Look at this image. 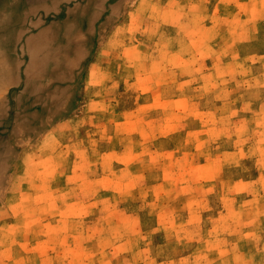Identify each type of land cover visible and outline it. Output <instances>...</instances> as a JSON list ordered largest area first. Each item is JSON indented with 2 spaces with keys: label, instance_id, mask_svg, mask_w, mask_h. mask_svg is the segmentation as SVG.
<instances>
[{
  "label": "rangeland",
  "instance_id": "obj_1",
  "mask_svg": "<svg viewBox=\"0 0 264 264\" xmlns=\"http://www.w3.org/2000/svg\"><path fill=\"white\" fill-rule=\"evenodd\" d=\"M96 4L69 75L3 89L0 264H264V0Z\"/></svg>",
  "mask_w": 264,
  "mask_h": 264
},
{
  "label": "bare ground",
  "instance_id": "obj_2",
  "mask_svg": "<svg viewBox=\"0 0 264 264\" xmlns=\"http://www.w3.org/2000/svg\"><path fill=\"white\" fill-rule=\"evenodd\" d=\"M29 1L30 2L28 4L30 6H28L25 12L22 13L18 18L22 22V27H19L17 33L15 28H11V25L6 23V20L9 19V15H2V22L0 23V111L2 109V106L5 105L4 103L6 101V99L4 98L3 89L13 87L15 90H17L18 87V89L21 88L24 94H27L29 97H36V83L39 82L42 78V74L40 71L47 70L46 72H43L44 75H52L58 80H60L59 78H62V76L64 75H69L72 69V65L71 63L68 64L65 61H68L75 47L77 49H80L86 42L78 38L79 30L83 27H93L97 23L96 17H98V13L100 14L102 12V7H99L96 4L97 1L100 0H81L83 3V7L79 11V14L74 17L76 25H73V23L71 24L69 20H72L71 17L75 15L73 14V11L77 8V5L73 3L75 0H57V4L66 6L62 9V15H65L64 17H66V19L60 22H54V26L52 25L54 28L52 29L51 26V30L50 28L40 30L41 27L39 25L42 22L34 21L31 24L30 19L33 20L34 18L42 15H44V18H46L47 15H49L47 13H52L54 10L55 11L53 13H56V9L51 6L52 1L55 0ZM66 1L69 3V5L64 4V2ZM94 4L96 5V7L94 6ZM41 18H43V16ZM45 21L43 22L46 23ZM29 23L31 25H28ZM56 29L59 30V33L55 31ZM29 34L31 35L27 36ZM38 43H40L41 45L42 43H44L43 45L47 43L48 44L47 46L41 48L42 46ZM75 43L77 44L74 45ZM15 45L17 46V48L13 49ZM48 45L50 46L48 47ZM41 52V59L45 62L39 60V55L41 54ZM14 54L19 56L20 54H23L26 58L28 56L29 64H26L22 72H19L22 66L19 63V59L13 56ZM46 62L47 67H45L46 64H44ZM7 63L9 65H7ZM17 68L18 72L16 71ZM35 70H37V73L35 72ZM18 75L23 78V81L19 79V77L17 78ZM18 97H13L12 100V104L15 109H18L21 103V99ZM30 101L33 103L34 99ZM35 101L37 100L35 99ZM50 101L51 98H49V102ZM41 104L42 105L40 106L42 107L46 106L44 105L45 103L43 101L41 102ZM40 106H36L38 108L34 107L33 111L37 113L41 109ZM21 122L23 123L22 120Z\"/></svg>",
  "mask_w": 264,
  "mask_h": 264
}]
</instances>
